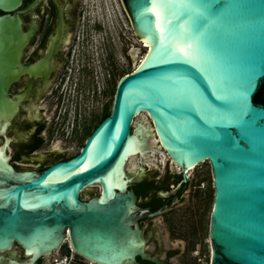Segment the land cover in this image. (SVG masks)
Wrapping results in <instances>:
<instances>
[{
  "label": "water",
  "instance_id": "water-1",
  "mask_svg": "<svg viewBox=\"0 0 264 264\" xmlns=\"http://www.w3.org/2000/svg\"><path fill=\"white\" fill-rule=\"evenodd\" d=\"M21 2L0 0V120L17 114L9 91ZM121 2L149 46L121 80L112 115L81 154L41 174L14 175L0 156V264H38L66 243L93 264H167L148 254L139 221L168 205L140 207L135 177L120 169L139 117L151 121L139 135L145 156L161 149L185 183L188 169L211 165V264H264V0ZM86 191L96 197L82 201Z\"/></svg>",
  "mask_w": 264,
  "mask_h": 264
},
{
  "label": "flooded vegetation",
  "instance_id": "flooded-vegetation-1",
  "mask_svg": "<svg viewBox=\"0 0 264 264\" xmlns=\"http://www.w3.org/2000/svg\"><path fill=\"white\" fill-rule=\"evenodd\" d=\"M119 2L131 37L117 29L116 22L111 20L116 12L113 0L109 7L106 2L101 4L102 13L97 11L100 5L94 0H22L12 13L21 21L20 34L11 44L14 49H21L14 66L19 78L9 91L11 110L17 114L0 120V156L14 175H38L74 159L102 122L112 115L121 80L131 75L143 60L134 67L137 57L132 54L133 49L144 50L145 54L148 51ZM110 7L108 14L106 9ZM3 50L0 43V66ZM143 123L146 124L144 117L135 118L132 133L139 131ZM143 166L140 164L136 174L126 169L130 177H135L131 188L136 195L146 180L156 188L142 197L137 195L138 205L153 210L158 195L163 199L161 207L168 205L164 213L171 211L188 192L190 177L185 183L181 169L180 174L146 176L141 170ZM88 191L81 194L82 201L96 197L85 200ZM157 217L140 220L139 224L145 237L150 236L148 254L161 259L160 253L148 251L153 240L159 247L151 222ZM66 247L73 252L68 243L59 251ZM14 250L18 258L25 255L18 245ZM205 253L212 255L210 246ZM171 256L168 253L166 260H162L169 264ZM48 258L38 264H47ZM137 260L151 264L141 258Z\"/></svg>",
  "mask_w": 264,
  "mask_h": 264
},
{
  "label": "rangeland",
  "instance_id": "rangeland-1",
  "mask_svg": "<svg viewBox=\"0 0 264 264\" xmlns=\"http://www.w3.org/2000/svg\"><path fill=\"white\" fill-rule=\"evenodd\" d=\"M94 1L96 4L97 0ZM105 2L112 4V0H105ZM113 3L116 9V18H111V20L116 22L117 29L124 30L126 36L131 37L129 25L121 9L119 0H113ZM101 8H103V5ZM97 11L102 13L100 10ZM143 56H145L144 50H139L134 67L140 63ZM146 124L148 127L151 126V121L146 120ZM151 141L155 143L154 140ZM155 151L165 154L161 149H153L150 146V151L146 153V156L141 159L139 158V160L138 157H135V164L128 165L127 171L136 174L140 164H143V167H146V176L155 177V175L166 176L168 174L181 173L168 160L162 164V158L159 159L161 154L154 156L153 153ZM170 177L173 176L171 175ZM189 183L188 192L184 195L182 201L175 204L171 211L151 221L153 223V232H155L156 238L159 241V247H157L153 240L148 247V251L151 254L160 253L159 257L163 260H166L168 253H172V258L168 260L169 264H196L195 255L197 253H195V250H201L205 253L209 250L210 246L209 236L213 210V200L211 198L213 175L209 162L200 164L191 172ZM17 249L19 250V248ZM65 252L66 249L54 252L49 256L47 264H93L85 259L75 257L73 252H70L69 255H66ZM66 257L69 259L67 262H65ZM63 259L64 262L62 261Z\"/></svg>",
  "mask_w": 264,
  "mask_h": 264
},
{
  "label": "bare ground",
  "instance_id": "bare-ground-1",
  "mask_svg": "<svg viewBox=\"0 0 264 264\" xmlns=\"http://www.w3.org/2000/svg\"><path fill=\"white\" fill-rule=\"evenodd\" d=\"M102 2H105V0H97L96 1V4H98V5H100V8H99V10L100 11H102L101 10V3ZM110 3V2H109ZM106 6H110V4L108 5V3H106ZM112 9V7H110V9L109 8H107L106 10H107V13L109 14L110 13V10ZM109 10V11H108ZM144 44V43H143ZM145 45V44H144ZM147 46H149V45H147ZM137 52H138V49H133V51H132V54L135 56V57H137ZM145 57V56H144ZM144 57H143V59H144ZM145 130H148V125L147 124H141V128L139 129V131L137 132V134H136V139L134 140V141H132V142H130V144H128V147H127V149H126V152H125V159H124V162L122 163L123 165H121V167H120V169H121V171H122V173L124 172L125 173V171H126V169H127V163L128 162H132L133 160H134V158L135 157H139L140 159L142 158V157H144L145 156V150H144V147H143V141L141 140L142 138V136H139V135H144V132H145ZM157 142L158 141H156L155 140V143L157 144ZM159 154H161V156L159 157V159L160 158H162V161H161V163L163 164V163H165L167 160H168V156L166 155V154H164V153H162V152H159V151H155L154 153H153V155L154 156H158ZM172 165L173 166H175V164L174 163H172ZM178 170H180V168H178L177 166H175ZM195 168H191V169H188L187 170V175H188V177H190V174H191V172L194 170ZM126 174V173H125ZM124 176V175H123ZM125 178V177H124Z\"/></svg>",
  "mask_w": 264,
  "mask_h": 264
},
{
  "label": "trees",
  "instance_id": "trees-1",
  "mask_svg": "<svg viewBox=\"0 0 264 264\" xmlns=\"http://www.w3.org/2000/svg\"><path fill=\"white\" fill-rule=\"evenodd\" d=\"M182 178V176H180V179ZM179 181V179H178ZM211 198L212 200L215 198V190L214 188H211ZM152 190H156L155 186L153 185V183H150L148 180H146L140 187H138V189L136 190L137 195L139 197H142L143 195H146L148 193H150V191ZM157 200L155 201V203L153 204V210H156L157 208L161 207V205L163 204V199L156 195ZM66 255L70 254V249L68 247H66ZM79 257V256H77Z\"/></svg>",
  "mask_w": 264,
  "mask_h": 264
},
{
  "label": "built area",
  "instance_id": "built-area-1",
  "mask_svg": "<svg viewBox=\"0 0 264 264\" xmlns=\"http://www.w3.org/2000/svg\"><path fill=\"white\" fill-rule=\"evenodd\" d=\"M195 253H197V255H195L196 264H210L211 256H209L208 253L205 254L197 250H195ZM62 261L64 262V259ZM67 261H69L68 257H66L65 262Z\"/></svg>",
  "mask_w": 264,
  "mask_h": 264
},
{
  "label": "clouds",
  "instance_id": "clouds-1",
  "mask_svg": "<svg viewBox=\"0 0 264 264\" xmlns=\"http://www.w3.org/2000/svg\"><path fill=\"white\" fill-rule=\"evenodd\" d=\"M66 264H68V263H66Z\"/></svg>",
  "mask_w": 264,
  "mask_h": 264
}]
</instances>
